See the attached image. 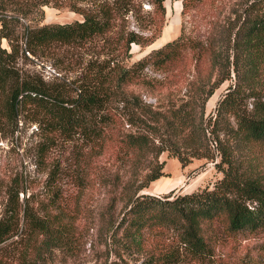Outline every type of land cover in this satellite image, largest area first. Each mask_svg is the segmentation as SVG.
<instances>
[{"label": "trees", "instance_id": "16d2710c", "mask_svg": "<svg viewBox=\"0 0 264 264\" xmlns=\"http://www.w3.org/2000/svg\"><path fill=\"white\" fill-rule=\"evenodd\" d=\"M15 1L0 0V105L6 115L13 114L17 106L32 105L51 129L78 131L98 146L110 142L124 149L130 175L121 195L113 197V201H123V213L118 224L113 220L108 226L119 254L140 260L138 256L145 253L136 264H264V240L256 254L248 252L231 261H216L212 243L218 221L233 234L264 230V0H238L228 17L214 21L204 41L193 42L182 32L130 63L132 42L147 46L160 36L166 15L164 0L154 1L157 27L152 33L130 30L113 39L105 35L113 28L115 15L131 9V0L73 4L70 9L82 19L26 24L21 34L18 15L7 11ZM201 2L183 0L182 12ZM47 3L39 1L42 13L40 6ZM20 36L32 54L52 42L84 43L99 36L104 39L100 51L105 56L86 62L75 80L76 94L70 95L59 83L21 73L16 66ZM3 37L9 48L1 44ZM187 47L209 59V77L201 82L199 97H177L164 79L145 72L148 67L170 72L185 57ZM232 69L234 83L207 117L206 102L221 83L232 78ZM138 85L147 88L157 103L145 99ZM125 123L135 129L119 130ZM163 151L183 165L194 157L213 160L223 175L213 186L191 192H141L166 174L165 162L160 160ZM22 215V237L10 240L11 244L22 240V248L15 259L11 249L5 256L0 253V264H49V254L65 244V224L60 219L55 223V213H39L27 202ZM19 219L16 191L0 215V244L18 235ZM169 232L173 238L154 241L156 235ZM104 264L122 263L114 259Z\"/></svg>", "mask_w": 264, "mask_h": 264}, {"label": "rangeland", "instance_id": "374dc122", "mask_svg": "<svg viewBox=\"0 0 264 264\" xmlns=\"http://www.w3.org/2000/svg\"><path fill=\"white\" fill-rule=\"evenodd\" d=\"M39 1L16 0L8 4L7 11L18 15L17 30L20 34L26 24L82 19V15L70 9V5H90L93 0H47V4L40 6L43 13L39 10ZM154 1L131 0V9L126 13L119 11L115 15L114 26L105 36L113 39L115 35L130 30L152 33L157 27ZM237 1L202 0L199 5L183 13V0H164L166 15L160 36L147 46L132 42V57L127 62L139 59L182 32L185 38L194 39L193 42L204 41L214 21L228 17L226 14L233 4H238ZM19 43L21 47L16 66L21 73L31 79L59 83L70 95L76 94L75 80L79 78L86 62L105 56L100 51L104 39L99 36L84 43L52 42L35 54L25 50L24 37H19ZM1 44L9 48L4 37ZM185 54L170 72L151 67L146 68L145 72L151 77L164 79L177 97H199L201 82L207 81L209 77V59L203 53L199 56L196 48L187 47ZM235 79L232 69V78L221 83L206 102L207 117L212 116L218 100ZM136 89L143 93L145 99L157 103L156 97L147 88L138 85ZM162 89L164 91L167 88L164 86ZM261 90H264V84ZM40 118V113L32 105L17 106L10 115H6L0 105V215L9 204L10 194L16 191L20 208L18 235L2 242L0 253L5 256L11 249L14 259L17 258L22 240L13 244L10 240H20L22 237L25 228L22 213L27 202L30 208L39 213H55L58 216L55 223L60 219L67 229L64 232H67L65 244L59 245L49 254V264H104L114 259L122 264L140 262L146 254H140V260L127 253L120 255L113 243V229L108 230L110 222L117 220L118 224L123 213V201H113V197L121 195L122 186L130 175L127 153L110 142L98 146L91 137L78 131L51 129ZM131 129L135 127L129 123L119 128L123 131ZM262 158L264 162V155ZM219 159L220 156L217 157ZM160 160L165 162L166 174L152 180L141 192L159 195L191 192L213 186L223 175L215 161L205 157H194L183 165L177 157L163 151ZM218 224V233H214L212 239L216 261L236 260L245 253L254 255L258 252L259 243L264 240V230L233 234L225 230L220 221ZM164 236L173 238V233L158 234L154 241Z\"/></svg>", "mask_w": 264, "mask_h": 264}]
</instances>
